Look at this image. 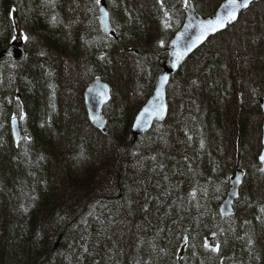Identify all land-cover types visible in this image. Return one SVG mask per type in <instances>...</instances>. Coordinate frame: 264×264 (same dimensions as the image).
<instances>
[{
	"label": "trees",
	"instance_id": "trees-1",
	"mask_svg": "<svg viewBox=\"0 0 264 264\" xmlns=\"http://www.w3.org/2000/svg\"><path fill=\"white\" fill-rule=\"evenodd\" d=\"M188 1L210 15L221 0ZM105 2L114 35L94 0H0V50L20 33L28 52L0 59V264H264V0L184 60L166 119L136 139L184 3ZM95 77L111 85L103 132L83 103ZM236 153L243 181L221 217Z\"/></svg>",
	"mask_w": 264,
	"mask_h": 264
},
{
	"label": "water",
	"instance_id": "water-1",
	"mask_svg": "<svg viewBox=\"0 0 264 264\" xmlns=\"http://www.w3.org/2000/svg\"><path fill=\"white\" fill-rule=\"evenodd\" d=\"M257 1L259 0H251L250 5ZM226 4H227V0H222L217 5V7L215 8L214 12L211 15L202 16L196 10L194 4L191 1L188 2V7L184 8V18L182 20L181 25L168 40L167 43L168 59L163 64L161 70L157 74L152 93L133 115L130 132L134 139H136L137 136L149 130L154 122H161L166 119L169 112V104L167 100V85L169 84L172 76L182 65L184 60L188 56H190L197 48L203 45L210 37L223 31L226 27H228V25L232 23V22L228 23L226 27L219 29L214 33L209 34L202 43L193 47L191 51H186V46L188 44H191L192 41L195 40L196 36L198 35V28L196 27V25H198L201 21L214 19L217 13L221 15H225ZM100 7H103L108 12L105 0H101V4L99 6L98 20L101 29L106 33L114 34V31L110 24L109 17L105 22L100 12ZM245 9L239 10L238 17L241 14V12L244 11ZM177 51H186V54L179 61V63H177L176 66L173 67L174 62L176 61V56L174 55V53H176ZM27 55L28 52L26 50L24 41L19 33L15 35L14 40H12L5 49L0 50V59L8 58L12 61H23L27 57ZM164 76H167L168 80L163 86H161L160 80ZM157 88H160L161 92L163 93L162 97L157 96ZM105 91H107V99H105V96L103 95ZM82 96H83L85 111L90 123L94 127H96L99 131L103 132L106 127V117L104 115L103 108L111 99V85L109 84L108 81L103 80L100 77H95L85 85ZM161 100L166 106L164 117L162 119L157 120L155 116H152L150 118L147 114H145V116L142 118L140 127H136L135 126L136 117L144 110V108L146 107L151 108L154 105L160 103ZM259 104L262 112L261 149L258 154V160L260 161V156L264 154V98L259 99ZM9 128H10V135L14 144H18V142L23 138V132L21 130L18 117L15 121H13L12 118L10 119ZM243 176H244V171L242 168L239 167V158H238V154H236L234 173L230 176L228 180V188L226 194L219 203V213L221 216H229L232 214V203L238 196L239 187L242 184ZM213 241L214 240L212 239L211 242L214 243Z\"/></svg>",
	"mask_w": 264,
	"mask_h": 264
},
{
	"label": "snow or ice",
	"instance_id": "snow-or-ice-1",
	"mask_svg": "<svg viewBox=\"0 0 264 264\" xmlns=\"http://www.w3.org/2000/svg\"><path fill=\"white\" fill-rule=\"evenodd\" d=\"M157 2L163 8V0H157ZM183 3H184L185 7H188V0H183ZM250 3H251V0H227V4L225 6L226 7V14L225 15H221V14L217 13L214 19H209L207 21H201L198 25H196V27L198 28V35L196 36L195 40L192 41L191 44H188L186 46V51H191V49L193 47L202 43L209 34L214 33L217 30L226 27V25L228 23L236 21L238 18L239 10L248 8ZM94 4L97 7H99L101 4V0H94ZM100 12L102 14L103 19L106 22L108 17H109V13L103 7H100ZM164 17L165 18L163 20V27L165 29H169L171 27V24L169 22V14L167 12H165ZM55 19L56 18L53 17V20H55ZM24 39L27 41L29 39V37L27 35H25ZM159 46L160 47L165 46L164 40L161 39L159 41ZM186 51H177L176 53H174V55L176 56V61L174 62L173 67H175L176 64L179 63V61L184 57V55L186 54ZM40 54L43 55L44 53L41 52ZM101 59H103V57H101ZM167 80H168L167 76L162 77L160 80L161 86H163L167 82ZM196 83L197 82L195 80L192 81L193 85H195ZM103 95L105 96V99H107V91H105V93ZM157 96L158 97L163 96V93L161 92L160 88H157ZM165 111H166V106L162 100L160 103L154 105L151 108L146 107L136 117L135 126L140 127L141 122H142V118L145 116V114H147L150 118L152 116H155L157 118V120H159V119H162L164 117ZM25 118H26L25 113L21 110V112L19 114V119L24 120ZM12 119H13V121H15L17 119V117L15 115H13ZM30 139L31 138L27 135L24 137L25 141H30ZM201 147H203V142H201ZM260 161L262 163H264V154H262L260 156ZM260 171L264 172V168H261ZM193 196H194V193H193ZM261 211L264 212V208H262ZM61 219H63V218L61 217ZM183 239H184V243L187 245L189 238L187 236H185ZM248 243L251 245V243H252L251 239L248 240ZM205 247H208V245L206 244ZM212 251H218V246L212 248Z\"/></svg>",
	"mask_w": 264,
	"mask_h": 264
},
{
	"label": "rangeland",
	"instance_id": "rangeland-1",
	"mask_svg": "<svg viewBox=\"0 0 264 264\" xmlns=\"http://www.w3.org/2000/svg\"><path fill=\"white\" fill-rule=\"evenodd\" d=\"M215 5H216V4H215ZM215 5H213V4L210 3V8L213 9V8L215 7ZM210 8H209V9H210ZM260 112H261V109H260ZM261 116H262V112H261ZM260 140H261V137H260ZM260 149H261V148H260ZM260 149H259V151H258V154H259V152H260Z\"/></svg>",
	"mask_w": 264,
	"mask_h": 264
},
{
	"label": "bare ground",
	"instance_id": "bare-ground-1",
	"mask_svg": "<svg viewBox=\"0 0 264 264\" xmlns=\"http://www.w3.org/2000/svg\"><path fill=\"white\" fill-rule=\"evenodd\" d=\"M5 12V11H4ZM16 94V93H15ZM18 94V93H17ZM22 140V139H21ZM20 143V142H19ZM83 150V149H82ZM33 180V179H32Z\"/></svg>",
	"mask_w": 264,
	"mask_h": 264
}]
</instances>
